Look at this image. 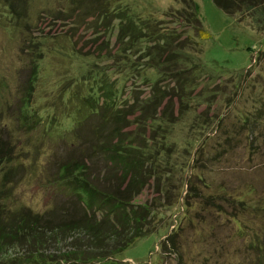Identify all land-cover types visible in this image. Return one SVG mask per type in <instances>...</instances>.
<instances>
[{"label":"rangeland","instance_id":"1","mask_svg":"<svg viewBox=\"0 0 264 264\" xmlns=\"http://www.w3.org/2000/svg\"><path fill=\"white\" fill-rule=\"evenodd\" d=\"M194 1L208 34L199 41L208 72L195 76L181 112L170 105L174 121L124 128L144 137L152 130L147 150L165 166L158 192L150 180L132 200L154 202L155 229L95 264H253L261 254L251 248L254 240L264 250V4L228 15L212 0ZM179 6V0H0V216L7 224L15 225L17 212L40 214L64 202L53 180L61 161L78 151L70 143H79L71 133L79 93L93 96L83 101L86 109L108 103L127 119L152 97L156 73L121 66L110 55L119 19L159 20ZM107 86L116 92L109 100ZM157 199L167 205L157 206ZM168 234L176 251L162 250ZM66 241L48 243L45 252L53 257ZM6 252L0 259L30 254L22 246Z\"/></svg>","mask_w":264,"mask_h":264},{"label":"trees","instance_id":"2","mask_svg":"<svg viewBox=\"0 0 264 264\" xmlns=\"http://www.w3.org/2000/svg\"><path fill=\"white\" fill-rule=\"evenodd\" d=\"M212 2L228 15H234L243 7L264 4V0ZM179 3V8L164 13L159 20L119 19L116 44L110 55L121 66L145 65L153 70L158 77L151 84L152 97L143 104H136L130 112L132 117L127 119L124 109L111 108L108 103L90 105L86 109L83 101L93 96L79 93L77 125L71 132L73 137L79 138V143H70L78 153L68 154L64 162L61 161L57 178L53 180L64 190L65 200L61 206L40 214L17 212L14 226L0 216V257L5 256L10 246H22L30 253L22 259L2 258L0 264H29L24 258H32L31 264L106 262L155 229L150 223L156 210L154 202L134 204L132 200L150 180L154 181L158 192L159 180L163 175L167 177L165 166L159 163L155 153L147 150L152 130L144 137L124 128L130 123L142 126L156 120L174 121L170 105L177 103V112H181L187 89H193L198 83L195 76L198 72H208L200 58L199 41L208 34L202 26L198 4L194 0H179ZM141 40L146 44L143 48L138 46ZM94 54L103 53L96 50ZM159 82L165 85L157 86ZM105 91L109 93L105 100L116 93L109 86ZM23 96L27 99L29 93ZM156 202L157 206L167 205H158V199ZM171 238L169 234L165 236L163 251H167L166 248L176 251ZM59 239L68 240L69 245L51 257L45 252L46 246ZM168 240L169 246L165 247ZM254 241L251 248L256 252L261 250V254L253 264H264V250L256 247L257 239Z\"/></svg>","mask_w":264,"mask_h":264}]
</instances>
